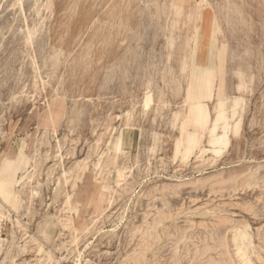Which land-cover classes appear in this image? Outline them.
I'll return each instance as SVG.
<instances>
[{"label": "rangeland", "instance_id": "374dc122", "mask_svg": "<svg viewBox=\"0 0 264 264\" xmlns=\"http://www.w3.org/2000/svg\"><path fill=\"white\" fill-rule=\"evenodd\" d=\"M0 264H264V0H0Z\"/></svg>", "mask_w": 264, "mask_h": 264}, {"label": "bare ground", "instance_id": "6f19581e", "mask_svg": "<svg viewBox=\"0 0 264 264\" xmlns=\"http://www.w3.org/2000/svg\"><path fill=\"white\" fill-rule=\"evenodd\" d=\"M198 16H199V12H198ZM206 71H207V69H206ZM202 82H204V81H202ZM208 82H210V81L207 79L206 84ZM202 84H204V83H201V85ZM194 86H195V84H194ZM203 89H204V87H203ZM209 89H208V91L206 90L207 94H205V95L203 94L202 95V97H204V99H206V98L210 99L211 98L212 93H210ZM234 103L236 105L237 101H235ZM214 112H215L216 118L218 120H222L223 117H224V113H225V111H224V102H219L214 107ZM190 118L200 128L206 127L212 121L211 116H210V112L208 111V108H207V105L204 104V103H201L200 101H198L197 103L191 105V107H190ZM194 145H196L195 140L189 141L188 142V150L192 149L194 147ZM227 145H228L227 135H224L220 139H216V140L210 141L209 142V146H208L206 151H209V152H211V153H213L215 155H219L222 151H224L226 149ZM200 152H201L202 155L205 153L203 150L200 151ZM121 177H122V172L119 171L118 172V179H120ZM233 241H234V245L236 246V254L241 258V260L243 262H246V263L250 262V250H249V247L251 245V242H250V236L247 234V232L245 230H241V229L235 230L233 232Z\"/></svg>", "mask_w": 264, "mask_h": 264}, {"label": "crops", "instance_id": "0c3cea01", "mask_svg": "<svg viewBox=\"0 0 264 264\" xmlns=\"http://www.w3.org/2000/svg\"><path fill=\"white\" fill-rule=\"evenodd\" d=\"M213 54H211V52H208L207 54H206V57H211ZM205 57V56H204Z\"/></svg>", "mask_w": 264, "mask_h": 264}]
</instances>
